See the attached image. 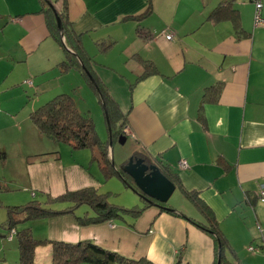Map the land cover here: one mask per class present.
Wrapping results in <instances>:
<instances>
[{
  "label": "crops",
  "instance_id": "crops-1",
  "mask_svg": "<svg viewBox=\"0 0 264 264\" xmlns=\"http://www.w3.org/2000/svg\"><path fill=\"white\" fill-rule=\"evenodd\" d=\"M49 2L57 10L66 5L67 18L80 35L92 71L125 116L126 139L134 145L131 155L140 153L163 166L186 190L199 194L227 241L220 264H263L261 256L246 250L254 240L260 245L254 232L257 224L264 235V202L258 199L264 185V25L253 23L252 2ZM49 2L0 0V149L7 155L0 164L6 166L12 157V168L21 166L27 172L26 182L21 175L11 180L28 189V201L40 193L50 203L66 192L97 188L100 183L87 166L93 161L90 149L72 151L71 161L65 162L60 149H55L58 143L41 134L30 119L33 110L59 93L72 95L81 112L85 107L78 94L85 85L79 73L57 68L64 53L49 36L44 14ZM219 4L236 11L246 35L235 33L227 19L208 18ZM261 14L264 20V2ZM168 30L174 33L171 40L165 36ZM144 60L151 61L156 71L139 78ZM218 82L222 83L218 99L204 104L203 116L198 118L203 89ZM54 151L57 156L50 154ZM76 152H82L81 160H74ZM180 159L189 168H178ZM181 196L186 198L182 203L190 205H168L172 210L151 205L134 219L123 213L83 225L78 220L95 213L81 204L63 214L30 221L46 224L44 236L36 239L91 240L151 264H216V238L203 228L211 216L180 190ZM14 238L13 234L6 240ZM51 260L52 245L36 247L35 264H51Z\"/></svg>",
  "mask_w": 264,
  "mask_h": 264
},
{
  "label": "trees",
  "instance_id": "trees-1",
  "mask_svg": "<svg viewBox=\"0 0 264 264\" xmlns=\"http://www.w3.org/2000/svg\"><path fill=\"white\" fill-rule=\"evenodd\" d=\"M41 1L44 5L46 4V1L49 2V0ZM45 7L46 9L44 10V14L49 36L57 42L64 53V60L57 65L58 70L60 72H67L69 70L77 71L86 81V84L94 91L105 115L111 137L110 140L113 141L123 133L126 122L125 116L119 109L117 103L110 96L105 85L98 80L92 71L89 63L90 57L83 49L80 35L75 33L72 23L67 18L66 5L64 4V7L61 10L55 9L51 3ZM55 15H57L61 20V32L58 29ZM208 18L214 22L227 19L233 24L235 33L239 34V36L246 35V33L241 29L238 14L228 4H219L216 6ZM140 31H142V29H138L139 34L145 37L147 36L146 33ZM61 35L63 36V39ZM143 65L144 70L139 75V78L156 71L154 64L149 60H144ZM221 89V82L207 86L203 89L201 102L197 110L198 118H202L203 116V105L216 101L220 95ZM30 119L41 134L56 143H67L72 149H90L92 152L91 160H95L99 163L100 168L106 177L111 174H117L126 185H131L134 189H137L135 184L132 182V179H130L126 173H123L124 171L121 170V167H114L112 161L110 160L109 142L99 139L92 118L79 110L72 95L68 93H59L54 95L51 99L33 110L30 113ZM50 154L57 156L58 151H54ZM6 156V152L0 149V161H4ZM130 157H133L134 159L139 157L143 158V155L135 152ZM143 159L146 163H151L148 159ZM127 161L128 160H126L125 163ZM157 167L175 185H177L183 193H185L187 198L194 205H196L202 213L206 216H211L208 208L201 201L199 194L196 191L186 190L180 183V180L173 177V174L165 170L163 166L158 164ZM259 196L260 190L258 192V199L260 200ZM141 198L143 200L142 207L125 208L109 204L105 199V196L97 192V188L84 187L79 190L66 192L51 199V202L52 200L70 201L73 205L68 208L54 209L50 207L51 202L49 203L48 200H44V202H42L41 200L36 199L28 201L24 206H8V233L6 236L8 237L11 230L14 229V237H16L18 245L19 264H35V249L39 245L44 244L52 245L51 264H151L150 261L145 258H129L114 250L104 248L91 240H81L76 243H70L56 240L36 239L32 236L30 228L23 227L20 231H17L15 228L17 223L21 224L25 221L53 217L63 214L71 208H76L81 204H87L95 213L92 217L80 218L78 222L83 225L110 220L120 217L123 213H128L132 217L136 218L145 208L152 205V203L146 200L143 196H141ZM260 201L264 202V200ZM43 203H46V205H43ZM163 205L168 206L167 203H164ZM163 209L164 208H162V210ZM209 219V225H204L203 228H206L209 232L214 234L217 243V259L218 254L221 252L220 259L222 262L224 258L223 249L227 246V241L216 228L217 223L216 221H213V217L211 216ZM257 226L259 225L257 224ZM260 246L264 247L263 233H261ZM177 263L178 261L175 264Z\"/></svg>",
  "mask_w": 264,
  "mask_h": 264
},
{
  "label": "rangeland",
  "instance_id": "rangeland-1",
  "mask_svg": "<svg viewBox=\"0 0 264 264\" xmlns=\"http://www.w3.org/2000/svg\"><path fill=\"white\" fill-rule=\"evenodd\" d=\"M250 1L254 5V15H255V4L252 0ZM261 13H262V8H261ZM253 23L255 24V17H253ZM75 74L77 75V73ZM81 79L85 84L83 88H81L80 91L78 92V94L81 96L84 102L83 105L85 106L83 107L82 112L86 113L88 116L92 118L99 139L102 141L109 142L111 137L109 134V128L105 119L102 106L98 102V97L94 93V91L86 84V81L82 77ZM25 121L26 123H28L26 119ZM28 125L30 124L28 123ZM127 128L128 127H124V131H126L125 135L126 134L128 135ZM13 143H15V141H13ZM56 147H55L56 150H58V148L60 149L59 151L62 157H64V159L66 160L65 162L71 161L72 157L70 153H72V151H76V149H72L71 146L67 143H58ZM133 147L134 145L132 144L131 139L129 137L126 139V141L123 144L118 141V138L110 142L109 155H110V160L112 161L115 168L122 167V164H124L125 161L128 160L132 151L134 150ZM8 148H11V145H9ZM77 151H90V150L78 149ZM79 153L82 152H76L74 154V160H81L82 155ZM8 159H9V163L7 164L8 166L7 165L3 166L0 164V264H19V252H18L16 237L13 239V241L10 242L6 240L8 237H5L6 234L8 233L7 209L8 206L9 207L19 206V205L24 206L30 198H28V194H27L28 189H26V187H24L23 185H19L21 183L17 182L16 180H11V178H15L18 177V175H21L19 177L20 180L22 182H26L27 172L24 171L21 168V166L20 169L16 167L12 168L11 165L14 163V159L12 157ZM87 166H90L89 171L97 176V180L100 183V186L97 187V192L99 194L104 195L105 199L109 204L123 206L125 208L143 206V200L140 197V195L134 190V187H132L131 185L129 186L126 185L117 174H111L106 177L105 174L102 172L99 163L94 160L92 161V165L88 164ZM123 173H126V175L130 179H132L130 175L127 174V172H123ZM4 176L6 177L5 179ZM179 192H180L179 189H175L166 203L168 205L171 204L172 206H175L174 204H176L178 208L186 205H190L189 203H182V200L184 201L186 200V198L184 196H181L179 198L178 197ZM36 200L44 201L45 198L41 196V194L39 193L37 195ZM43 205H46V203H43ZM70 205H71L70 201L63 200L56 203L53 202L52 204H50V207L54 209H61V208L64 209ZM82 207L88 208V206H82ZM77 208H79V206H77ZM126 218L132 219V217L130 216ZM134 218L135 217H133V219ZM31 222L32 221L27 222V224L17 223L15 225L16 226L15 228L17 229V231H20L24 226H27L28 228H30L33 237L44 236L46 232L45 230L46 224H34V223L32 224ZM33 228L35 231H33ZM254 229H255L254 232L255 233L257 232V235L259 236L258 239L260 240V244H261V232L256 227ZM252 242L254 246L259 247L258 252H255V254H258L263 258V264H264L263 248L257 243L256 240ZM6 249H8L7 254H6ZM43 257H45V253ZM40 258L42 262L43 260L42 256Z\"/></svg>",
  "mask_w": 264,
  "mask_h": 264
},
{
  "label": "water",
  "instance_id": "water-1",
  "mask_svg": "<svg viewBox=\"0 0 264 264\" xmlns=\"http://www.w3.org/2000/svg\"><path fill=\"white\" fill-rule=\"evenodd\" d=\"M59 31H62V24L60 18L55 15ZM62 36V35H61ZM104 105V104H102ZM126 131L119 135L118 141L124 143L126 141ZM111 140L109 141L110 144ZM121 169L127 172L133 179L137 189H134L140 197L143 196L150 201L152 205L162 207L166 210H172L168 206L163 205L168 201L176 185L166 176L154 163H146L143 158L129 157L128 161L122 164ZM221 252L218 254L216 264L221 263Z\"/></svg>",
  "mask_w": 264,
  "mask_h": 264
},
{
  "label": "built area",
  "instance_id": "built-area-1",
  "mask_svg": "<svg viewBox=\"0 0 264 264\" xmlns=\"http://www.w3.org/2000/svg\"><path fill=\"white\" fill-rule=\"evenodd\" d=\"M252 1L255 4V15H254L255 25H264V20L261 17V8L263 6V0H252ZM165 36H166V39L171 40L174 37V33L171 30H168V31H165ZM25 82H27L28 84H31L30 80H27ZM177 166H178V168H180L182 170L189 168V164L187 163V161L185 159H180L177 162ZM259 190H260V196H259L260 200H264V185H262ZM257 227H258V229H260L259 226H257ZM260 231H261V229H260ZM13 234H14V229L11 230L8 238L11 239L13 237ZM262 248H263V253H264V247H262ZM247 250L250 252H258L259 247H256L253 244H250L247 246Z\"/></svg>",
  "mask_w": 264,
  "mask_h": 264
},
{
  "label": "clouds",
  "instance_id": "clouds-1",
  "mask_svg": "<svg viewBox=\"0 0 264 264\" xmlns=\"http://www.w3.org/2000/svg\"><path fill=\"white\" fill-rule=\"evenodd\" d=\"M62 39H63V36H62Z\"/></svg>",
  "mask_w": 264,
  "mask_h": 264
}]
</instances>
